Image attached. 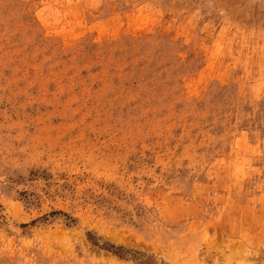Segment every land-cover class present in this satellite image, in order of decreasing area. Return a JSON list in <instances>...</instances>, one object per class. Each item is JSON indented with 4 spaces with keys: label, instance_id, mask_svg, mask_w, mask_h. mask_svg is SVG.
Returning <instances> with one entry per match:
<instances>
[{
    "label": "rangeland",
    "instance_id": "374dc122",
    "mask_svg": "<svg viewBox=\"0 0 264 264\" xmlns=\"http://www.w3.org/2000/svg\"><path fill=\"white\" fill-rule=\"evenodd\" d=\"M0 260L264 264V0H0Z\"/></svg>",
    "mask_w": 264,
    "mask_h": 264
},
{
    "label": "crops",
    "instance_id": "0c3cea01",
    "mask_svg": "<svg viewBox=\"0 0 264 264\" xmlns=\"http://www.w3.org/2000/svg\"><path fill=\"white\" fill-rule=\"evenodd\" d=\"M0 264H5V261L4 260H0Z\"/></svg>",
    "mask_w": 264,
    "mask_h": 264
}]
</instances>
